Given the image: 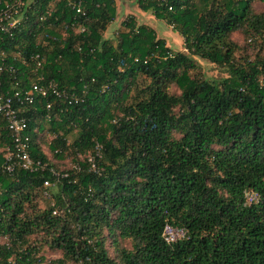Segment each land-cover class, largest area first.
<instances>
[{"label":"trees","instance_id":"1","mask_svg":"<svg viewBox=\"0 0 264 264\" xmlns=\"http://www.w3.org/2000/svg\"><path fill=\"white\" fill-rule=\"evenodd\" d=\"M255 1L264 3L138 0L180 35L182 52L133 17L115 44L104 39L114 0H83L84 17L68 0L27 4L0 44L7 63L26 88L29 57L39 55L45 78L79 103L50 97V110L41 99L26 108L30 154L46 170L0 175V264L41 263L42 246L61 252L52 264H264V54L236 59L232 41L243 31L264 42V12L252 8ZM198 60L227 76L204 77ZM0 81L2 94L12 83L3 75ZM172 86L179 93H170ZM9 146L0 118V162ZM54 160L70 165L58 179L49 173ZM45 181L55 189L40 210ZM247 190L259 198L250 206L243 203ZM166 225L186 237L167 245Z\"/></svg>","mask_w":264,"mask_h":264},{"label":"built area","instance_id":"2","mask_svg":"<svg viewBox=\"0 0 264 264\" xmlns=\"http://www.w3.org/2000/svg\"><path fill=\"white\" fill-rule=\"evenodd\" d=\"M68 6L75 16H85L82 7L83 0H68ZM26 7L25 0H0V44L4 37H12L13 32L23 18ZM84 31V26L78 29V32ZM29 59L34 64L31 72L33 80L28 87L22 88L17 69L7 63V53L0 48V75H3L8 82L12 83L11 88L0 94V118L6 123L10 139V146L3 149L2 160L0 162V175H12L17 170L32 174L46 170V164H42L40 160H34L30 154V139L26 134L28 120L25 112L27 111V107L35 105L36 101L41 99L46 101V110H50L52 106L49 101L50 97L66 101L69 105L72 102L74 104L79 103L78 96L73 92L69 93L65 89H61L56 81L45 78L41 73L42 62L39 55H32ZM22 62L26 63V59H23ZM47 118L49 117L47 116ZM94 150L95 155L101 157L102 146L95 143ZM89 161L91 162L92 158ZM49 173L58 179L59 175L52 168L49 169ZM54 185L55 183L49 181L43 183V197H49V188ZM258 199V194L254 191H244V206H250L256 203ZM52 214L56 215L57 211H53ZM162 237L167 245H172L178 240L184 239L186 231L182 228L166 225Z\"/></svg>","mask_w":264,"mask_h":264},{"label":"rangeland","instance_id":"3","mask_svg":"<svg viewBox=\"0 0 264 264\" xmlns=\"http://www.w3.org/2000/svg\"><path fill=\"white\" fill-rule=\"evenodd\" d=\"M33 0H25L26 4H30ZM115 1V17L113 22L109 24L106 31L103 33V38L109 40L113 44L116 43L118 38V34L123 32V22H125L129 17H133L136 24L141 26H147L152 28L159 39L165 41L166 46L172 50L173 52H182L183 50V39L180 35L175 32L170 26H168L164 20L157 19L151 12H143L138 5V0H114ZM252 8L258 12H264V3L255 1L252 3ZM56 33L61 37L64 36V29L59 28ZM232 41L237 45V53L236 59H244L249 58L250 60H254L257 56L259 59H262L264 54V42L260 38H253L250 35H246L243 31H238L232 35ZM200 65V73L209 79H221L227 76V72L225 69L217 67L208 62L198 60ZM170 93H179V91L174 87H170ZM51 133H44V144H42L45 148V152H48L47 142L51 139ZM76 136V132L74 131L68 137V142L71 143L74 137ZM48 154V153H47ZM68 159V158H67ZM55 161V160H54ZM56 162V161H55ZM57 163V162H56ZM68 162L65 161L59 165L56 164L57 169L52 168L56 174L59 175V169L63 170L66 166H68ZM70 166V165H69ZM66 168H70V167ZM65 168V169H66ZM56 169V170H55ZM53 188V186H51ZM55 189V188H53ZM51 202V195L49 191V197H43L42 192L38 197V208L40 210H44L48 204ZM2 238L0 237V242H2ZM36 240V237H32L30 242ZM106 243L107 250L111 256H115L114 248L111 245ZM126 244H123V246ZM38 259L42 258V262L38 264H52L55 260L62 259V254L59 251L50 250L47 247L42 246L38 250L37 254ZM65 264H77L71 261H66Z\"/></svg>","mask_w":264,"mask_h":264}]
</instances>
